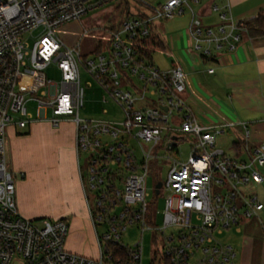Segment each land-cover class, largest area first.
Returning a JSON list of instances; mask_svg holds the SVG:
<instances>
[{
  "label": "built area",
  "instance_id": "2783aa9c",
  "mask_svg": "<svg viewBox=\"0 0 264 264\" xmlns=\"http://www.w3.org/2000/svg\"><path fill=\"white\" fill-rule=\"evenodd\" d=\"M110 1L116 6L120 0H0V264H142V234L146 230L154 233V239L161 236L163 253L157 251L158 264H233L234 249L217 234L263 208L257 195L245 188L264 180L259 170L264 166V143L251 151L244 148V157L224 152L217 146V137L233 123L200 124L183 97L186 84L181 66L161 69L140 51L139 41L154 33L155 22L182 15L190 8L188 0H165L159 5L127 0L128 15L117 29L106 26L109 42L99 44L85 60L79 39L67 45L58 38L60 26L80 21L83 14ZM228 8V3L211 4L221 22L214 28L203 26L195 16L191 18L188 32L194 51L211 57L210 45L219 49L229 37L240 39L239 33H233L239 24L229 17ZM51 63L60 71L58 81L45 73ZM81 66L121 109L119 119L79 115L84 104ZM148 93L156 98V105ZM28 101L35 102L36 117L28 112ZM48 108L53 126L63 120L74 123L78 157L81 150L95 148L87 157L85 175L89 188L95 191V207L88 206V211L98 241L97 258L66 249L65 218L28 219L16 206L15 182L7 168L5 130L46 119ZM245 133L248 135L247 128ZM185 138L190 144L187 159L171 158L169 151ZM129 139L141 146L140 157ZM170 141L175 145L168 148ZM159 150L168 158L159 192L163 187L169 193L164 196L162 224L154 226L145 201V176ZM78 172L88 200L79 163ZM213 186L221 190L213 192ZM236 199L241 201L240 208ZM117 205L121 208L116 212ZM95 221L104 225L100 232ZM132 224L139 226L140 239L129 246L121 237ZM170 226L177 227L176 231L166 232ZM112 245L125 247L126 258L115 262Z\"/></svg>",
  "mask_w": 264,
  "mask_h": 264
},
{
  "label": "crops",
  "instance_id": "0c3cea01",
  "mask_svg": "<svg viewBox=\"0 0 264 264\" xmlns=\"http://www.w3.org/2000/svg\"><path fill=\"white\" fill-rule=\"evenodd\" d=\"M147 1L152 5H159L165 0ZM212 3H217L219 6L228 3L229 17L239 24L238 30L233 33H239L240 39L234 41L229 37L227 41L222 42V47L219 49H216L212 44L210 45L212 56L204 57L192 49L193 41L189 36L188 26L193 16L199 18L202 25L206 27L214 28L220 24L217 13L211 10ZM188 4L191 9L186 7L182 14L185 17L172 23L175 32L169 37L164 38L155 31L158 28L165 31L163 22L161 23L163 20L157 25L154 24L155 32H153L159 35L163 45L162 48H157L154 51L162 50L172 57V60L162 69H168L175 65L181 66L186 84L184 98L192 116L200 124L213 126L224 121L233 123L230 128L225 130V132L230 131L234 135L230 151L231 154H235L232 144L234 141L240 142L243 146L240 156L244 157L246 155L244 148L251 151L264 143V25L259 33H251L248 30L250 27L248 22L257 18L260 12H264V0H201L198 3L188 0ZM141 9L143 10V8ZM175 17L167 20L171 21ZM69 24L78 23L70 22L64 26ZM78 36V34L74 36L73 42L77 40ZM229 44H233V47L230 48ZM151 60L154 64L153 55H151ZM209 68H212L213 71L209 72ZM244 125L248 129V135L245 133ZM38 126H41L40 123H35L32 125V129ZM42 126L44 129H51L48 122L42 123ZM73 126L75 138V125ZM54 136L57 137L60 146L58 166L60 168L65 166L68 170L66 173H58L54 183L58 184L60 188H64L66 183L77 187L79 161L75 145L73 149V134L69 132L67 135L55 134ZM217 146L226 152L221 145L217 144ZM15 187L18 203L27 215L39 218L60 217L67 220L66 249L87 257L97 258L99 256L96 232L97 254L90 256L88 253L90 249L86 243L93 240V233L86 218L87 215H84L86 222L84 233L79 230L77 214H85L82 209L54 210L45 207L40 209L34 204L37 194L35 191L25 189V180L17 179ZM46 189L49 188L46 186ZM48 194V191L44 192L40 198L45 199ZM263 208L257 211L256 215L244 218L239 224L230 226L232 233L223 242L229 244L235 251L233 264H264L262 227L264 224L258 216ZM155 260L156 258L153 260L154 263Z\"/></svg>",
  "mask_w": 264,
  "mask_h": 264
},
{
  "label": "rangeland",
  "instance_id": "374dc122",
  "mask_svg": "<svg viewBox=\"0 0 264 264\" xmlns=\"http://www.w3.org/2000/svg\"><path fill=\"white\" fill-rule=\"evenodd\" d=\"M150 1V0H149ZM133 4V1L131 0ZM136 7L138 6L135 4ZM115 7V1H110L102 6H99L87 13L83 14L80 18V21H77L78 24H69L67 26H60L57 30V36L67 45H73L79 39V48L82 59H86L93 56L96 48L99 44L105 46L110 40V34L106 30V26H109L110 19L113 14ZM185 15L176 16L173 20H163L164 30L158 28L155 30L157 33H160L164 38L169 37L175 32L172 23L183 19ZM160 21H156V25ZM156 28V27H155ZM85 32H81L83 30ZM154 31V27H152ZM154 31V32H155ZM78 34L77 40L73 42L74 36ZM32 39L30 40V42ZM175 56V53H173ZM153 61L154 65L162 69L170 60L171 56H168L165 51L156 50L153 52ZM81 83L80 85L83 88V107L79 111V115L85 118H103V119H119L121 115V109L112 101L108 93L102 90L97 83L92 80L84 72L83 67L81 66ZM45 73L47 77L51 78L54 81L60 79V71L57 69L54 63L49 64ZM91 80L92 83L88 85L86 82ZM135 84L139 82L134 80ZM150 97L149 99L153 100V105L157 104V100L153 95L149 93L146 95ZM184 97V95H183ZM107 98V101L103 99ZM26 107L29 113L33 117H36L35 102L28 101ZM104 109L107 112H104ZM52 116L51 108H48L46 111V119H40L32 122V125L35 123H40L41 126L32 129V125H29L25 128H14L13 126H8L5 130V145H6V159H7V168L12 172L14 182L16 184L17 179L25 180V189L30 191H35L37 194V199H35L34 204L38 208H51L54 210L66 208L68 209H79L83 210L85 214H77V221L79 225V230L84 233L85 229V216L88 220L89 225L91 226L93 233V240L87 242L89 247L90 256H95L97 254V244L95 240V231L94 223L91 220L88 206L95 207V191L89 188L87 183V177L85 175V170L87 166V157L95 152L94 147H89L87 150H81L78 161L81 165L84 173V182H85V193L88 197L86 200L84 191L82 189L80 178L77 174V187H73L71 184L66 183L64 188H60L58 184L54 183V180L57 178L58 173H66L68 170L65 168H60L58 166L59 162V141L55 134L67 135L69 132L73 134V149L75 145L74 138V123L68 120H63L59 123L58 126H53V124L48 120ZM49 123L51 129H44L42 123ZM56 132V133H55ZM234 135L230 131L223 133L217 137V144L221 145L226 153H230V144ZM129 145L135 152L137 157H140L141 146L138 142L129 139ZM147 147V145H144ZM163 150H159L158 158L149 162V168L145 176V186H146V197L145 201L148 204V214L154 216V226H160L162 224V209L164 196L169 192L162 187L159 194H155L154 185L157 181H164L165 179V164L168 162V158L164 157L162 154ZM165 152L164 154H167ZM171 158H175L178 161H185L190 153V144L187 138L180 142L175 149L169 151ZM74 159L76 163V155L74 151ZM77 170V169H76ZM261 174L264 176V167L259 168ZM77 173V172H76ZM49 189H46V186ZM228 186L227 184L225 185ZM117 188L121 187V184H116ZM248 193H254L257 195L260 201L264 205V180L261 184H250L246 188ZM221 187L213 186L214 191H220ZM49 192L47 198H40L41 194ZM16 193V187H15ZM63 193V194H62ZM79 196V197H78ZM16 206L18 212L25 218L28 219H37L39 217L27 215L20 207L18 203V198L15 194ZM120 204V203H119ZM236 205L240 208L241 201L236 199ZM121 205L115 206L116 212L119 211ZM87 213V214H86ZM258 216L261 219V222L264 224V208L258 213ZM51 220L59 219L55 217H48ZM96 227L100 232L104 225L95 221ZM87 227V226H86ZM177 227L170 226L167 228L166 232H174ZM77 231V230H76ZM78 232V231H77ZM232 233L231 229H224L221 234H217L218 238L222 241L226 239L228 235ZM159 238L154 239V233L150 230H146L142 234V253L141 260L142 264H151L152 256L155 251L163 253V242L161 241V236L158 234ZM140 239V229L137 224H132L127 227L125 233L121 237V241L125 245H132ZM88 255V256H89ZM160 264H165L161 261Z\"/></svg>",
  "mask_w": 264,
  "mask_h": 264
},
{
  "label": "trees",
  "instance_id": "16d2710c",
  "mask_svg": "<svg viewBox=\"0 0 264 264\" xmlns=\"http://www.w3.org/2000/svg\"><path fill=\"white\" fill-rule=\"evenodd\" d=\"M141 5V3H139ZM128 6L129 2L127 0H120L117 2V5L114 8L113 14L110 19L109 28L110 29H117L120 25V22L123 18H125L128 15ZM252 22V23H251ZM251 22H248L247 24L250 25L248 30L251 31V33H259L261 28L264 25V12H260L254 20ZM162 41L158 34L151 33L148 37H146L143 40L139 41V49L140 51L146 55V57L151 60L152 52L157 48H162ZM232 147L235 149V154L239 156L241 154V151L243 149L242 143L234 141L232 144ZM111 254L113 255V259L115 262L118 259H125L126 258V249L125 247H121L119 245H112L111 246ZM158 252L155 251L153 253V260L156 258ZM116 257V259L114 258ZM151 262L153 264L154 262Z\"/></svg>",
  "mask_w": 264,
  "mask_h": 264
},
{
  "label": "water",
  "instance_id": "95a60500",
  "mask_svg": "<svg viewBox=\"0 0 264 264\" xmlns=\"http://www.w3.org/2000/svg\"><path fill=\"white\" fill-rule=\"evenodd\" d=\"M175 138V137H173ZM175 145L174 141H170L168 143V148H171V146ZM161 186V181H157V183L155 184V193L158 194L159 192V187ZM158 260H159V255L156 256V260L154 264H158Z\"/></svg>",
  "mask_w": 264,
  "mask_h": 264
}]
</instances>
